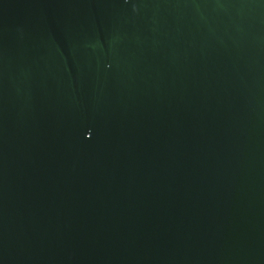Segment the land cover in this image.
<instances>
[{
	"label": "water",
	"instance_id": "95a60500",
	"mask_svg": "<svg viewBox=\"0 0 264 264\" xmlns=\"http://www.w3.org/2000/svg\"><path fill=\"white\" fill-rule=\"evenodd\" d=\"M0 264H264V0H0Z\"/></svg>",
	"mask_w": 264,
	"mask_h": 264
}]
</instances>
